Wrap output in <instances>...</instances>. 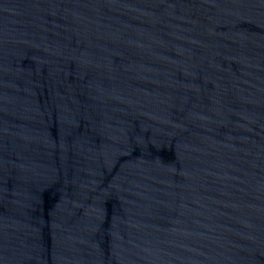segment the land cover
I'll return each mask as SVG.
<instances>
[{
	"label": "water",
	"instance_id": "95a60500",
	"mask_svg": "<svg viewBox=\"0 0 264 264\" xmlns=\"http://www.w3.org/2000/svg\"><path fill=\"white\" fill-rule=\"evenodd\" d=\"M0 264H264V0H0Z\"/></svg>",
	"mask_w": 264,
	"mask_h": 264
}]
</instances>
